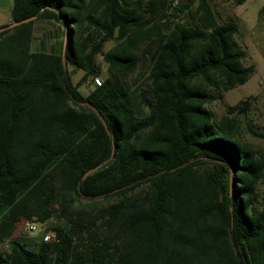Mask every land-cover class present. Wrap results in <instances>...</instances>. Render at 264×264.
Instances as JSON below:
<instances>
[{"label":"trees","instance_id":"16d2710c","mask_svg":"<svg viewBox=\"0 0 264 264\" xmlns=\"http://www.w3.org/2000/svg\"><path fill=\"white\" fill-rule=\"evenodd\" d=\"M9 13L35 17L0 26V264H264V152L207 106L254 71L233 19L207 0H11ZM37 21L61 34L54 49H31ZM48 219L51 240L15 234Z\"/></svg>","mask_w":264,"mask_h":264},{"label":"rangeland","instance_id":"374dc122","mask_svg":"<svg viewBox=\"0 0 264 264\" xmlns=\"http://www.w3.org/2000/svg\"><path fill=\"white\" fill-rule=\"evenodd\" d=\"M209 6L215 14L218 23L233 19L237 24V31L234 34L235 40L245 50V57L242 62L244 64H252L254 71L251 76L243 84L236 85L223 93V102L212 101L207 106L213 111L215 116L219 117L227 114L234 120V132L236 136L250 144L253 148L260 152H264V138L256 137L250 134L248 127L253 130L264 133V21L257 17L258 9L264 4V0H243L238 3L236 0H207ZM55 36L53 28L49 30L46 23L40 21L35 22L32 35L31 49H42L43 43L56 46L61 38ZM113 45L111 40H107L103 44V50L109 49ZM139 54V52H138ZM100 63V58L97 59ZM70 71V79L75 82L82 74L81 70H73L68 64ZM143 67L139 65L132 75L137 81H140L145 75L142 73ZM88 79L84 80L79 86L82 94H87L91 89ZM242 104L243 111L240 109L227 113L226 105ZM259 187L264 186V178L259 182ZM27 220H21L17 224L15 234H23L27 237H37L41 232H27L24 229V223ZM53 223V219L41 223L43 231L49 230ZM50 231V230H49Z\"/></svg>","mask_w":264,"mask_h":264},{"label":"built area","instance_id":"2783aa9c","mask_svg":"<svg viewBox=\"0 0 264 264\" xmlns=\"http://www.w3.org/2000/svg\"><path fill=\"white\" fill-rule=\"evenodd\" d=\"M100 58V57H99ZM101 83V77L99 75H93L91 77V85L93 86H97ZM24 229L27 231V232H34V231H37L39 230L40 232H43V240L45 241H48V240H51L53 238V232L52 231H49V230H46V231H43L42 227H41V223L40 222H34V221H29L27 220L25 223H24ZM2 247L3 248H7V244L4 242L2 243Z\"/></svg>","mask_w":264,"mask_h":264},{"label":"water","instance_id":"95a60500","mask_svg":"<svg viewBox=\"0 0 264 264\" xmlns=\"http://www.w3.org/2000/svg\"><path fill=\"white\" fill-rule=\"evenodd\" d=\"M35 15H32L30 17H27V18H24L22 20H18V21H11L7 24V28H10V27H13L19 23H22V22H26V21H29V20H32L34 19ZM3 27L0 28V30H2ZM64 51H65V32H64V37H63V40H62V46H61V62H62V66L63 68H65V58H64ZM86 105L90 108L93 109V111L95 112V114L97 115L98 119L101 121V123L103 124V126L106 128V123L102 117V115L95 109L93 108L89 103H86ZM230 183H231V180L229 181V189H230Z\"/></svg>","mask_w":264,"mask_h":264},{"label":"crops","instance_id":"0c3cea01","mask_svg":"<svg viewBox=\"0 0 264 264\" xmlns=\"http://www.w3.org/2000/svg\"><path fill=\"white\" fill-rule=\"evenodd\" d=\"M10 6L11 0H0V26L11 22L9 13Z\"/></svg>","mask_w":264,"mask_h":264}]
</instances>
